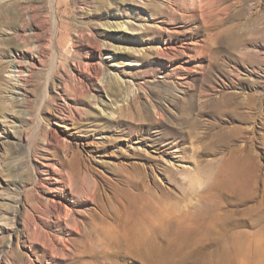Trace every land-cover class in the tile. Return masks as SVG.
I'll return each mask as SVG.
<instances>
[{
	"label": "rangeland",
	"instance_id": "1",
	"mask_svg": "<svg viewBox=\"0 0 264 264\" xmlns=\"http://www.w3.org/2000/svg\"><path fill=\"white\" fill-rule=\"evenodd\" d=\"M163 211L264 264V0H0V264H207Z\"/></svg>",
	"mask_w": 264,
	"mask_h": 264
},
{
	"label": "bare ground",
	"instance_id": "2",
	"mask_svg": "<svg viewBox=\"0 0 264 264\" xmlns=\"http://www.w3.org/2000/svg\"><path fill=\"white\" fill-rule=\"evenodd\" d=\"M119 27L122 28L121 26ZM49 48L52 49L53 55H56V51H55V48L53 47V43L49 42ZM107 55H109L110 57V53H107ZM108 76H110L111 79H114L115 82L120 83L119 74H113V75L108 74ZM93 103L97 105V102L95 100ZM102 112L105 113V115H108L110 117L113 115L112 113H107L105 110H102ZM235 164H236L237 171L235 174L236 182L234 183H235V188L240 190L239 178L245 172L244 165L239 157H235ZM144 179L146 178H143L141 180L144 181ZM157 199L159 200L158 197L156 198V201ZM160 207H161V204H160ZM164 209L166 208L164 207ZM167 213H169V215H171L172 217L167 216L166 215ZM173 215L170 214L169 211H163V214L159 213V216H157V218H154L153 217L154 215L152 217H149V216L144 217L143 220L146 219V221L144 222L143 226L142 224L141 225L136 224L137 227H135V229L138 228L140 232H135L134 236L132 237L133 238L132 241L143 242V236H141L143 235L142 232H147V230H149L152 227L153 222H156L158 226H162L165 223V220L173 219L174 221L177 222L178 228L176 229V234L181 237V242L177 243L174 247L175 249L174 253L177 252V255L178 254L181 256L183 255V258H184L185 257L184 254H181L183 253L182 250L185 251L189 248L194 247V245L198 244L199 242L198 237L206 236L208 238L213 239L212 240L213 242H211V244L215 246V249L209 252L207 258L204 260L205 263L207 264H227L228 262L231 263L233 261L232 259L234 258L233 255L235 252V247L237 246L236 239L226 236L227 231L225 229V224L223 223L224 216H222L221 214H217V213H210L207 216L206 214L201 213V214L193 215L192 217L186 214L181 215V216L180 215L173 216ZM140 233L142 234L140 235ZM150 252L151 253L148 255V258H147L150 263L160 264V262L163 261L161 258H156L155 250L154 251L152 250Z\"/></svg>",
	"mask_w": 264,
	"mask_h": 264
}]
</instances>
